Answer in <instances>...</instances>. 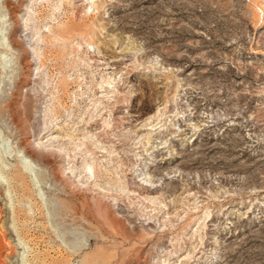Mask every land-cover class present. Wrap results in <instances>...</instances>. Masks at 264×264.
<instances>
[{
  "label": "rangeland",
  "instance_id": "obj_1",
  "mask_svg": "<svg viewBox=\"0 0 264 264\" xmlns=\"http://www.w3.org/2000/svg\"><path fill=\"white\" fill-rule=\"evenodd\" d=\"M0 264H264V0H0Z\"/></svg>",
  "mask_w": 264,
  "mask_h": 264
}]
</instances>
